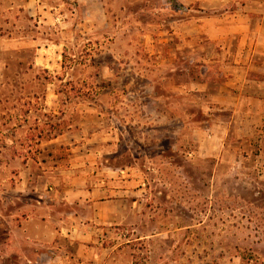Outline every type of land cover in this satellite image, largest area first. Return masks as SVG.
<instances>
[{
	"label": "rangeland",
	"instance_id": "obj_1",
	"mask_svg": "<svg viewBox=\"0 0 264 264\" xmlns=\"http://www.w3.org/2000/svg\"><path fill=\"white\" fill-rule=\"evenodd\" d=\"M188 12L178 0H0V214L35 184L41 141L64 133L71 165L135 190L124 227L151 236L131 243L138 264H264L260 144L230 133L206 153L232 112L217 103L219 48L185 39ZM0 264H19L2 243Z\"/></svg>",
	"mask_w": 264,
	"mask_h": 264
},
{
	"label": "crops",
	"instance_id": "obj_2",
	"mask_svg": "<svg viewBox=\"0 0 264 264\" xmlns=\"http://www.w3.org/2000/svg\"><path fill=\"white\" fill-rule=\"evenodd\" d=\"M178 1L189 10L180 23L189 31L185 39L205 36L219 48L210 60L219 63L225 79L217 103L232 112L219 124L227 123V132L210 135L206 153L217 157L216 149L233 133L260 144L254 156L259 172L264 169V0ZM65 139L62 133L41 141L35 184L20 189L19 210L0 214L4 256L18 257L19 264H138L131 243L151 236L133 239L134 232L124 227L139 204L135 190L119 174L112 181L104 168L71 165V138ZM14 201L6 199L3 206Z\"/></svg>",
	"mask_w": 264,
	"mask_h": 264
},
{
	"label": "built area",
	"instance_id": "obj_3",
	"mask_svg": "<svg viewBox=\"0 0 264 264\" xmlns=\"http://www.w3.org/2000/svg\"><path fill=\"white\" fill-rule=\"evenodd\" d=\"M259 172L264 175V169H261Z\"/></svg>",
	"mask_w": 264,
	"mask_h": 264
}]
</instances>
